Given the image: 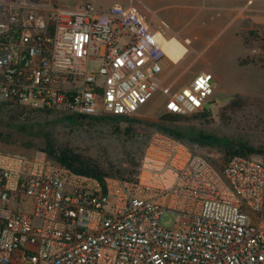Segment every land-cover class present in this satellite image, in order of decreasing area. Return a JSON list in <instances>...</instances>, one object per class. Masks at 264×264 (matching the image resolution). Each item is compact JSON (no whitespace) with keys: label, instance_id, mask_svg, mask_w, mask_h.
<instances>
[{"label":"built area","instance_id":"built-area-1","mask_svg":"<svg viewBox=\"0 0 264 264\" xmlns=\"http://www.w3.org/2000/svg\"><path fill=\"white\" fill-rule=\"evenodd\" d=\"M159 32L132 6L0 1V103L133 116L160 91L165 113L206 111L214 74L172 91ZM253 55L264 69V34ZM164 212L173 227L160 226ZM0 264H264V147L216 168L154 132L132 179L0 151Z\"/></svg>","mask_w":264,"mask_h":264},{"label":"rangeland","instance_id":"rangeland-1","mask_svg":"<svg viewBox=\"0 0 264 264\" xmlns=\"http://www.w3.org/2000/svg\"><path fill=\"white\" fill-rule=\"evenodd\" d=\"M81 0H52L71 7ZM97 10L113 4L132 6L152 28H161L166 39L176 37L195 59L194 70L216 67L215 89L204 104V114L176 118L170 124L190 134L183 143L200 153L214 167L223 162L222 151L242 143L264 147V69L253 49L264 34V0H88ZM238 9L242 16L237 17ZM163 22L167 27L161 25ZM190 43H185V40ZM180 61V60H179ZM177 62L164 60L165 85L172 91L188 84L195 74L180 73ZM95 62L88 68L97 71ZM210 71V72H211ZM165 96L157 91L133 116L108 114L67 119V114L42 108L0 103V151L21 153L45 147L67 149L105 174L133 178L150 135L159 132L166 114ZM257 154V153H254ZM251 154V155H254ZM173 212L159 218L163 228L178 219Z\"/></svg>","mask_w":264,"mask_h":264},{"label":"trees","instance_id":"trees-1","mask_svg":"<svg viewBox=\"0 0 264 264\" xmlns=\"http://www.w3.org/2000/svg\"><path fill=\"white\" fill-rule=\"evenodd\" d=\"M197 113L204 114L205 112L203 111V112H197ZM107 116L123 118V116H115V115H110V114H108ZM75 117L85 118V116H70L69 115L67 116V119H74ZM181 117H184V116L172 115L168 113L164 114L161 119L162 121L159 123L161 127L159 132L166 134L182 143L184 140H188L190 136L189 135L190 133L188 131L182 130L184 128L176 127L170 124V121L176 118H181ZM90 118H94V116H91ZM186 146L189 147L188 145ZM189 148L191 149V147ZM39 150L44 151L49 158L54 159L55 161L59 162L61 165L65 166L66 168L70 169L72 172L76 174L86 175V176L94 177L97 179H102V177H105V176H112V177H117L120 179H126V178H122L119 176L102 173L96 167L90 165L87 161H83L77 155H74L73 153H71L69 150L54 148V146L49 141H46L45 147ZM254 153H257V154L263 153V148L257 150V149L248 147L247 145L242 144V143L234 144L231 147L222 151L221 155L223 158V162H221L220 167H222L233 156H236V155L248 156ZM135 173H136V170H135ZM129 179H132V178H129Z\"/></svg>","mask_w":264,"mask_h":264},{"label":"bare ground","instance_id":"bare-ground-1","mask_svg":"<svg viewBox=\"0 0 264 264\" xmlns=\"http://www.w3.org/2000/svg\"><path fill=\"white\" fill-rule=\"evenodd\" d=\"M242 16V10L238 9L237 17ZM158 40L160 42L163 53L166 58L172 62H177L181 60L184 55L188 52L187 47L184 46L178 38L170 37L166 39L162 33H158ZM185 43H190V40L186 39Z\"/></svg>","mask_w":264,"mask_h":264},{"label":"crops","instance_id":"crops-1","mask_svg":"<svg viewBox=\"0 0 264 264\" xmlns=\"http://www.w3.org/2000/svg\"><path fill=\"white\" fill-rule=\"evenodd\" d=\"M0 1H3V0H0ZM26 1L31 2V3H44L46 0H26ZM75 5H77V4H75ZM256 18L264 19V17H256ZM188 54H189V49H188V52L184 55V57L178 63V66L183 68V70L180 73H191V74L193 73V74H197L199 72H204V71L207 72V71H209V70H198V71L197 70H194L193 68L195 67L194 64H195L196 60L195 59L189 60L188 59ZM163 65L165 67V65H166L165 62H163ZM212 70L213 71L210 70L212 74L213 73H219V72H217L216 67L213 68ZM192 78H193V76L191 77V79L189 80L188 83L191 82Z\"/></svg>","mask_w":264,"mask_h":264}]
</instances>
